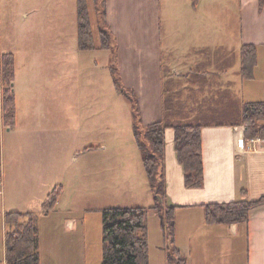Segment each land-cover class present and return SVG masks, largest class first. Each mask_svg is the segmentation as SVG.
Instances as JSON below:
<instances>
[{"label":"rangeland","instance_id":"1","mask_svg":"<svg viewBox=\"0 0 264 264\" xmlns=\"http://www.w3.org/2000/svg\"><path fill=\"white\" fill-rule=\"evenodd\" d=\"M88 1L94 29L104 28L103 18L95 12L92 0ZM113 6L114 22H118L123 34L128 33V26L134 34L135 26L123 22V1L114 0ZM171 12L178 16L173 21L167 4L161 0L163 34L186 31L187 17L177 8ZM77 22V0H0V57L14 55L13 84L19 120L23 122L21 133L7 132L9 128L4 125L0 132V155L2 146L7 155L2 161L3 168L0 163V204L4 200L5 207H14L22 213L32 212L45 194L60 190L59 209L66 210L70 219H76L79 230L73 254L76 249L80 253L76 254L75 262L102 264V210L151 206L155 202L135 138L133 103L117 89L111 70V66L120 67L118 52L116 50L115 56L111 50H76ZM241 28L240 8L231 1H224L223 43L236 55L242 44ZM95 40L100 43L97 32ZM128 42L129 46L137 45L131 38ZM167 53L164 63L171 67L172 59ZM119 76L123 87L130 90L124 86L120 72ZM130 91L141 111L139 98L135 91ZM237 95L233 96V104L223 106L222 110L228 109L226 117L222 118L217 110L219 107H214L202 111L196 122L235 120L238 117L234 113L239 116L241 102L239 93ZM0 110L2 112L1 103ZM31 111L39 116L35 114V120L26 121L24 115ZM162 117L164 121L172 119L165 116L164 111ZM31 125H35L33 130ZM145 127L143 125L144 130ZM141 137L147 144L146 134ZM254 146V150L262 147ZM35 214L39 216V231L44 229L43 240L46 236L49 242L48 264H72L75 256L72 260L73 254L66 251L70 231L59 245L63 248L65 263L56 262L51 248L55 222L51 225L44 220L41 207ZM189 219H195L197 225L201 218L184 212L178 220L180 243L189 264H247L245 234L234 236L228 225L221 228L222 224H209L214 228L199 226L190 247L189 234L193 232H182ZM58 225L66 228L62 217ZM4 226L0 223V264L6 253ZM148 226L150 264H168L169 257L170 264H176L174 237L164 236L157 213L149 215ZM60 232L62 230L57 234ZM71 234L74 241L76 234Z\"/></svg>","mask_w":264,"mask_h":264},{"label":"crops","instance_id":"2","mask_svg":"<svg viewBox=\"0 0 264 264\" xmlns=\"http://www.w3.org/2000/svg\"><path fill=\"white\" fill-rule=\"evenodd\" d=\"M122 1L124 3L121 15L123 22L135 26V28L132 26L135 29L134 34L129 31V26L127 27L128 33L123 34L118 22H114V0H107L106 3V26L114 37L122 82L126 88L135 91L139 98L143 125L148 126L163 119V102L166 95L171 105H175L176 108L179 106L178 112L169 113L170 118H177L178 115V119L204 126L202 130L204 185L199 189H188L185 186L184 170L177 160L175 150V132L173 129H168L166 132L164 165L166 204L176 207L175 249L184 257L182 251L184 246L180 243L178 224L184 212L196 214L201 218L197 225H195V219H189L187 227L184 226L182 231L183 233L193 232L189 234L191 247L194 240L193 234L199 226L214 228L206 222L204 217L206 205L258 200L264 197V147L254 150L256 146L251 144V139L248 140L245 137L246 127L234 125L243 120L244 104L264 102V9L259 10L258 0H163L167 4L171 21L178 17L171 12L174 8L187 17L186 31L163 34L160 14L161 0ZM224 1H231L240 8L242 44L237 55L223 43ZM193 3L196 4L193 5ZM129 38L135 40L137 45L129 46ZM246 44L257 46L258 63L254 70V78L250 80L244 79L240 72L241 49ZM133 48L139 51H131ZM76 50H79L78 46ZM166 52L172 59L171 67L165 66ZM137 64L138 67H136ZM144 65L148 67H141ZM163 91L164 93L166 91V94H163ZM234 92L239 93L241 98L239 116L234 113V116L238 118L228 122H196L200 119L199 114L202 111L214 107H219L217 110L222 118L226 117L228 109L222 110V108L227 106V103L233 104V96H238ZM30 113L24 115L27 116L26 121H33L36 118L35 114L38 115L33 111ZM175 113L176 116L173 115ZM232 115L233 113L230 114ZM22 125L17 106L16 124L7 132L21 133ZM34 126L31 125L30 128L33 130ZM26 127L25 124L24 128ZM7 147L9 148L8 145ZM4 148L5 146L1 148V165L7 156L3 151ZM12 157L13 154L10 159ZM10 159L7 161L9 162ZM4 165L5 163L2 168ZM49 194L43 196L37 208L35 206L32 212L27 213L37 212L38 207L43 208ZM60 200L56 208L49 214H44L43 217L51 225L53 221L55 222V232L51 238L52 253L56 262L65 263L63 248H59V245H62L60 241H64L65 233L70 231V242L66 251L72 255L74 245L78 244L79 230L76 226V219H70L67 217L66 210L59 209ZM2 202L0 223L5 225L6 213L20 211L14 207H5L4 200ZM154 202L156 203L155 197ZM155 203L151 206L138 207H152ZM61 217L66 224V228L63 229L58 225ZM207 224L210 227H206ZM219 227H224V225ZM228 228L234 236L245 234L247 264H264V205L251 211L249 222L246 225H230ZM58 230L62 232L57 234ZM71 233L76 234L74 241ZM43 234L44 229L40 230L41 264H48L46 258L49 242L46 241V236L43 240ZM75 253L78 254L80 251L77 252L76 249ZM76 254L72 255V260L75 256L72 264H78L75 262ZM184 258L189 264V258L186 256ZM1 264H5V258Z\"/></svg>","mask_w":264,"mask_h":264},{"label":"trees","instance_id":"3","mask_svg":"<svg viewBox=\"0 0 264 264\" xmlns=\"http://www.w3.org/2000/svg\"><path fill=\"white\" fill-rule=\"evenodd\" d=\"M95 12L103 18L104 28L95 30L88 0H77L78 32L77 42L80 51L111 50L117 55L114 37L107 24V0H92ZM196 3H193L195 5ZM264 9V0H259V10ZM96 32L100 43L96 42ZM241 75L244 79L254 78L257 67V46L246 44L241 49ZM114 56V57H115ZM116 59V57H115ZM117 89L133 103L134 133L143 165L149 179L156 203L152 207L105 208L102 210L103 256L102 264H150L149 253V215L154 212L160 216L164 236L174 237L176 207L166 204L164 182L166 132H175L174 144L177 160L184 170L185 186L199 189L204 185L202 130L198 123H183L177 118L158 121L143 129L138 102L132 91L123 87L118 68L111 66ZM15 58L12 53L0 57V132L2 127L12 128L16 124L17 102L14 93ZM134 100H133V99ZM179 107V106H178ZM164 97L163 111L178 112ZM180 111V109H179ZM243 120L235 126H245L246 139H264V102L243 105ZM173 120V121H172ZM4 125V126H3ZM146 134L147 144L142 139ZM60 190L52 191L43 207L49 214L55 209ZM244 193V192H243ZM264 205V197L258 200H241L224 204L205 206V219L208 224L246 225L252 210ZM35 213L9 212L5 214V264H41L40 231ZM176 264H187V260L175 249ZM170 257L169 262L170 264Z\"/></svg>","mask_w":264,"mask_h":264},{"label":"built area","instance_id":"4","mask_svg":"<svg viewBox=\"0 0 264 264\" xmlns=\"http://www.w3.org/2000/svg\"><path fill=\"white\" fill-rule=\"evenodd\" d=\"M250 142L253 146L257 144V145H261L264 147V139L263 138L257 137V138L251 139ZM0 193H1V183H0Z\"/></svg>","mask_w":264,"mask_h":264}]
</instances>
